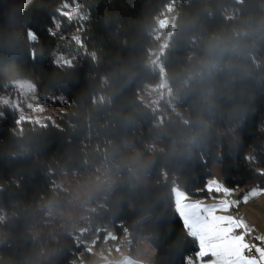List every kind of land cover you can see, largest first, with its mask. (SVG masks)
<instances>
[{"label": "trees", "instance_id": "16d2710c", "mask_svg": "<svg viewBox=\"0 0 264 264\" xmlns=\"http://www.w3.org/2000/svg\"><path fill=\"white\" fill-rule=\"evenodd\" d=\"M64 1L0 0V92L25 77L42 99L65 97L45 123L19 125L0 107V264H74L104 227L132 247L145 236L153 264H185L197 242L176 214L173 184L209 195L218 161L224 183L264 185V0H76L75 21L60 13ZM168 4L174 27L159 61L169 103L158 122L138 90L161 77L150 51ZM67 48L72 59L59 61ZM126 147L144 157L142 180ZM95 165L108 178L90 195L84 226L54 223L52 209L69 199L55 177Z\"/></svg>", "mask_w": 264, "mask_h": 264}, {"label": "rangeland", "instance_id": "374dc122", "mask_svg": "<svg viewBox=\"0 0 264 264\" xmlns=\"http://www.w3.org/2000/svg\"><path fill=\"white\" fill-rule=\"evenodd\" d=\"M67 2L73 5L71 11L74 12L73 18L67 17L68 20L75 21L79 19L82 13L78 2L76 0H70ZM59 11L60 13H68L70 11L69 8L65 7V1L60 6ZM174 19V7L172 4H168L157 17L156 25L153 28V35L156 44L150 51L151 63L156 69L160 70L161 77L156 82H144L138 90L139 97L144 105L157 113L158 122H161L164 119L166 115V107L169 103V86L163 76V68L160 64L159 56L168 45V39L174 27ZM73 39L82 50L84 47L82 40L78 38L77 35H75ZM72 50L74 51L75 49L67 48V50L58 51L55 56L59 61H70L73 56V54H71ZM3 104H7V106L13 108L19 125L24 120L45 123L47 120H55V117L62 113L65 109V97L61 94H51L47 98L42 99L37 95L33 82L25 77H17L10 80L0 92V107ZM149 144L151 145L155 143L150 142ZM126 148L131 157L130 163L134 171L135 179L142 180L144 177V157L130 147ZM210 171L211 174L207 179V183L215 180L225 188L234 189V192L228 196L229 200L240 199L242 194L254 187L264 188V185L261 186L255 184L252 180H249L248 183L250 184L247 188L246 186H233L224 183L220 176V164L218 161H213L211 163ZM107 178L106 170L100 165H95L89 170V172L82 175L69 173L67 171L60 172L55 177V183L59 189L66 191L69 199L64 208L52 209L51 214L53 216V222L62 223L70 229L74 227L81 228L84 226L86 212L91 202L90 195H94V193L98 191L100 183H103ZM178 191L184 192L177 184H173L174 200L175 194ZM209 193V195L197 197L188 195V200L189 202H200L205 205H211L218 203L221 199L225 198L223 192ZM219 214L242 217L249 226L254 229L251 235L254 237L264 236V193L252 198L248 203H241L238 207ZM109 228L112 229L111 227ZM124 236L125 235H122L121 237ZM89 238L85 240V250L82 251V258L80 261L84 259V262L88 261L85 264H100L101 262H109L111 260L116 262L120 259H116L118 255L115 253L116 250L121 248L120 243H116L117 237L111 238L110 234H103V239L100 243L101 248L99 247L98 250ZM91 238L93 239V237ZM126 239L129 240V237H125V244L127 243ZM137 239V245L135 246L136 249L134 250L135 253L129 248V254L127 255V258H125L126 261L130 262V264H135V258H138L136 262L141 264H153V256L155 252L154 247L143 235L139 236ZM255 242L256 244H261V242L256 239ZM261 246H264V244H261ZM189 256L195 261V255L191 254ZM207 259L211 258L208 257L206 260ZM78 263L79 260L74 264Z\"/></svg>", "mask_w": 264, "mask_h": 264}, {"label": "snow or ice", "instance_id": "6c2138e0", "mask_svg": "<svg viewBox=\"0 0 264 264\" xmlns=\"http://www.w3.org/2000/svg\"><path fill=\"white\" fill-rule=\"evenodd\" d=\"M68 13H61L73 18V5L65 0ZM246 159H250L247 158ZM264 176V170L258 173ZM209 192L225 194L218 203L205 205L200 202H189L186 192H176L175 211L180 218L187 235L197 242L195 261L185 257V264H264V236L254 239L261 244L249 243L246 237L254 229L242 218L232 215L219 214L248 203L252 198L264 193V188L254 187L242 194L240 199L229 200L227 197L234 189L225 188L213 180L205 185ZM256 255H251L252 252ZM210 257L211 259H207Z\"/></svg>", "mask_w": 264, "mask_h": 264}, {"label": "crops", "instance_id": "0c3cea01", "mask_svg": "<svg viewBox=\"0 0 264 264\" xmlns=\"http://www.w3.org/2000/svg\"><path fill=\"white\" fill-rule=\"evenodd\" d=\"M219 181H220V179H219ZM207 184V183H206ZM220 184V183H219ZM113 229V228H112ZM112 229H110L109 227L107 228V227H104V235H105V233H108V234H110V236H111V238H116L117 237V234L115 233V231L114 230H112ZM110 231V232H109ZM99 234V229H97V230H95L91 235L92 236H90V240L93 242V245L95 246V248L98 250V248L100 247L101 248V246H100V243L102 242V239H103V236H102V239L99 241V242H97V239H98V235ZM123 235H125L124 237H126L127 238V235L126 234H123ZM91 237H93V239L91 238ZM138 240V239H137ZM126 244H125V242L124 243H120V246H121V248H119L118 250H116V254L118 255L117 257H116V259L118 260L119 258V260L118 261H113V260H111V261H109V262H113L114 264H130V262H127L126 261V259L125 258H127V255L129 254V248L131 249V250H135L136 248H135V246L137 245V243L135 244V246H130V244H129V241L126 239ZM115 246H117V245H115ZM129 246V247H128ZM134 253H135V251H134ZM132 256V255H131ZM82 258V252L80 253V257H79V263L78 264H85L86 262H88V261H86V262H84V259H82V261H80V259ZM132 259V258H131ZM130 259V260H131ZM136 259V261L138 260V258H135ZM77 260V261H78ZM133 260V259H132ZM76 261V262H77ZM134 261V260H133ZM136 261H134L135 262V264L137 263V264H141V263H139V262H136ZM105 263H107V262H101L100 264H105Z\"/></svg>", "mask_w": 264, "mask_h": 264}, {"label": "built area", "instance_id": "2783aa9c", "mask_svg": "<svg viewBox=\"0 0 264 264\" xmlns=\"http://www.w3.org/2000/svg\"><path fill=\"white\" fill-rule=\"evenodd\" d=\"M227 199H228V197H227ZM121 236H122V235H121ZM121 236H117L116 243H124V241H125V237H121ZM254 238H255V237H254L253 235H251V234L248 235V236L246 237V239L248 240L249 243L256 244ZM103 246H104V244H103ZM251 255H256V253L253 251V252L251 253ZM105 264H114V263H113V262H107V263H105Z\"/></svg>", "mask_w": 264, "mask_h": 264}, {"label": "clouds", "instance_id": "9594fccd", "mask_svg": "<svg viewBox=\"0 0 264 264\" xmlns=\"http://www.w3.org/2000/svg\"><path fill=\"white\" fill-rule=\"evenodd\" d=\"M213 47H216V45H213Z\"/></svg>", "mask_w": 264, "mask_h": 264}]
</instances>
